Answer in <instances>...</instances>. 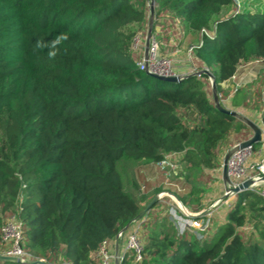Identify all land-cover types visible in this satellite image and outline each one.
<instances>
[{
  "label": "trees",
  "instance_id": "obj_1",
  "mask_svg": "<svg viewBox=\"0 0 264 264\" xmlns=\"http://www.w3.org/2000/svg\"><path fill=\"white\" fill-rule=\"evenodd\" d=\"M149 4L0 0V246L1 224L15 212L33 259L99 264L101 242L146 205L125 189L120 158L152 168L178 152L173 182L186 191L173 194L196 213L205 189L196 181L214 178L224 145L249 137L244 121L215 106L207 74L168 80L136 65L133 39ZM168 18L197 36L193 60L222 97L229 93L222 82L239 65L264 59V0L237 10L232 0H154L151 29ZM246 97L240 85L231 103L259 109L264 127L262 94ZM152 207L142 221L141 259L126 249L119 264H264V196L256 188L236 193L224 220L200 236L179 233Z\"/></svg>",
  "mask_w": 264,
  "mask_h": 264
},
{
  "label": "built area",
  "instance_id": "obj_2",
  "mask_svg": "<svg viewBox=\"0 0 264 264\" xmlns=\"http://www.w3.org/2000/svg\"><path fill=\"white\" fill-rule=\"evenodd\" d=\"M234 9H241L243 0H232ZM142 36L144 41H142ZM132 47L137 54L135 60L136 65L144 69L148 73H156L162 75L170 74H186V73H198L205 67H198L193 60L192 45H189L186 50L185 59L188 63V70L179 72L175 69L176 58L174 55L164 54L160 51V43L155 33L152 30L149 31L147 28L144 32H137L133 39ZM207 69V68H206ZM210 84L211 79L208 76ZM221 104H225L224 97L220 93H217ZM261 142L258 146L253 147L252 145L245 147H238L237 142L232 143L229 148H232V152L228 158V176L229 179H223L222 177V160L221 164L212 170L216 173L218 178L225 184V189L222 194L224 199L222 202L228 206L232 203V198L235 197L236 193L232 191V188L242 182L244 179H252L251 188H256L264 196V127H262ZM178 152H167L161 158L153 162V169L155 172H163L166 178H175L181 171L182 166L178 160ZM166 191L158 193V197L161 198ZM175 201L180 208L183 215L181 219L176 213L173 219L177 222H181L183 227L179 233L185 229L195 231V229L205 230L207 224L202 225L203 216H207L206 223H209L212 215V209L208 208L201 209L196 213L188 210L177 201L175 195L168 194ZM220 202V198L217 199L216 203ZM207 210V211H206ZM199 213H202L198 216ZM251 225H244V230H249ZM196 232V231H195ZM201 235V234H200ZM199 235V236H200ZM116 238H122L125 249H128L133 254L134 260H140L142 257V239H141V223L138 221V217L134 218L129 224L123 227L115 235ZM111 239H104L99 247L94 252V255L99 259V264H111V261L116 257L120 260L119 256L114 255L109 247ZM23 232L22 225L15 212L7 213L1 224V246L0 254L17 256L22 261L33 259L31 253L25 249L22 245ZM55 264H72L66 259H61Z\"/></svg>",
  "mask_w": 264,
  "mask_h": 264
},
{
  "label": "crops",
  "instance_id": "obj_3",
  "mask_svg": "<svg viewBox=\"0 0 264 264\" xmlns=\"http://www.w3.org/2000/svg\"><path fill=\"white\" fill-rule=\"evenodd\" d=\"M258 1H262V0H243V5L252 6L253 3H256V2L258 3ZM166 22L168 24L171 22H174L169 27L170 32L173 33L169 37V41L171 44H174L176 46L177 43H180V42H183V40H186L185 31L187 28H186L185 24L180 22L179 19H173V21H172L171 18H168V20ZM155 28L159 31H162V32H164V30L168 31V27H166L165 25H162V27L158 25ZM196 40H197V38H196ZM196 40L190 41L189 45H192V43H194ZM179 50H180L179 46H176V47H174L173 50H171L168 53H171L172 55L175 56L176 61H177L175 63V69L177 71H179V72L187 71L188 70V63L186 62V59H185L186 57L180 56L178 54ZM251 62H255V64H257V61L255 60V61H250V62H247L245 64L239 65L235 74L233 76H231L229 79L222 82V86L225 88H227L229 86V84H231L233 82L234 90L237 87H239L240 85H244V92H246V94H247L246 100H248V101H250L251 93H250V90L248 89L249 87H247L246 84L248 82H250L253 78H256V74H258V72L260 71V69L257 68L256 65H254V64L250 65ZM233 92L231 91L228 93V95L224 96L225 104L227 105V107L237 110L239 113H242L243 117L247 118L248 120L255 123L256 125L263 127L262 122L260 120V110L259 109L254 110L253 108H250L249 106H244L241 102L236 103V104L231 103V95ZM263 99H264V97H263ZM252 133H253V130L251 128V134ZM145 164L146 163H144V162H140V163L136 164L134 166V168L132 167L131 171L129 172V177H130L129 181L128 180L124 181L125 185L128 184L130 187V188H128V191L131 192L143 204H145V203L147 204V202L154 195H158V193L164 192L165 191L164 187L167 184V183H165L166 180L163 179L161 176H158V174L150 173L148 171V169H146V167H144ZM137 165H139V167H141L142 165L143 166L141 168L137 169ZM218 181L220 182L219 183L220 186H222V188H220V190H219V191H221L220 196H222V194L224 192L223 190L225 189V184L223 183L222 180H220V178ZM218 181L216 180L215 182H218ZM134 182L137 184V188H135ZM215 182L213 183V185L215 184ZM157 187H159L158 191H156ZM176 188L179 191V192L175 191L176 193H178V194L183 193V190L181 191V189L177 185H176ZM136 190L137 191L141 190L140 191V194L142 196L141 198H140V196H137ZM173 202L174 201L172 198H169V197L164 195V197H161L160 199L158 198L157 203L152 207V211L154 214H156V213H160L161 208L169 207V209H170V208H172V205H174ZM202 203H204V197L202 198ZM212 203L213 202H211V204L209 206H211ZM215 213H216V207L212 209V215L210 217V221H211V223H214V225L216 223L224 220V218H225V213H217V214H219V217H216ZM212 217H213V220H212ZM148 218L149 217L146 215L138 217V221H139V223H141V228H142V221L144 219H148ZM109 249L114 255L121 257V255H123V253L126 250L124 247L123 239L113 237L111 242H110ZM117 260H119V259H117L115 257L111 261V264H115Z\"/></svg>",
  "mask_w": 264,
  "mask_h": 264
},
{
  "label": "rangeland",
  "instance_id": "obj_4",
  "mask_svg": "<svg viewBox=\"0 0 264 264\" xmlns=\"http://www.w3.org/2000/svg\"><path fill=\"white\" fill-rule=\"evenodd\" d=\"M231 7V6H230ZM263 7V6H262ZM174 22H171V23H167L165 26L168 27V31L167 30H164V32L162 31H159L157 30L156 28L154 29H151L153 33H155V35L157 36V39L159 40L160 42V51L164 54H170L171 53H168L170 52L171 50L174 49V47L176 46H179V52L178 54L180 56H185L186 55V50H187V47L189 46L190 44V41L192 40H196L197 36L194 34V36L192 35V33H190L187 29L185 31V37H186V40H183V42H180V43H177L176 46L174 44H171L170 41H169V37L171 34H173L172 32H170L169 30V27L173 24ZM151 24L150 20H147V23L146 25L143 27V28H140L139 29V32H144L148 27L149 25ZM192 39V40H191ZM142 41H144V37L142 36ZM178 41V40H177ZM255 61V60H253ZM257 61V64H255V62H251L250 65H256L257 68L260 69V71L258 72V74H256V78H253L250 82H248L246 84L247 87H249L248 89L250 90V93H251V97H250V102H252V100L255 98L256 96V91L259 90L260 93L262 94V96L264 97V59H258L256 60ZM187 64V63H186ZM245 64V63H243ZM227 89L229 90V92H233L234 91V85H233V82L231 84H229V86L227 87ZM211 92H212V96H213V91H212V88H211ZM225 96V95H223ZM250 108H253L255 110V108L253 106H249ZM191 111V110H190ZM190 114V112L188 113V115ZM242 115V113H240ZM256 119V118H255ZM245 132L249 134H251V128L249 126L246 127L245 129ZM242 140V139H240ZM238 140V141H240ZM236 141L235 139L233 140V142L231 143H234V142H238ZM232 145V144H231ZM230 147V146H229ZM229 147H226V145H224L222 147V158L224 156V154L226 153V151L229 149ZM140 162H146L145 159H141V160H128L126 158H120L118 161H117V167L118 169L121 171L122 175H123V181H129L130 177H129V172L131 171L132 167L134 168V166ZM142 167V166H141ZM139 167V165H137V169L138 168H141ZM148 169V171L152 174H158V176H161L159 172H155L153 167L152 168H146ZM211 176H213L214 178L213 179H200L198 181H196V184L197 185H202L205 189H204V193H203V197H204V203H203V209L207 208L211 202L212 205L208 207L207 210L209 209H213L216 207V217H219V214L217 213H225L226 210H227V204H225L224 202H222V200L224 199L225 196H220L221 194V191L220 188H222V186H220V182L218 181L219 178L218 176L216 175V173H213L211 171ZM162 177V176H161ZM163 178V177H162ZM165 179V183H167L164 187V190L167 192L165 193L164 195L171 198V196L168 194H171L173 192H177V188H176V183L173 182V179L175 178H163ZM172 180V181H169ZM218 181V182H215V181ZM215 182V184L213 185V183ZM129 185L126 184L125 185V189L128 190ZM180 188V187H179ZM140 191L141 190H136V193H137V196H140V198L142 197L141 194H140ZM182 191V190H181ZM186 191L183 190V192ZM224 191V190H223ZM172 192V193H171ZM179 192V191H178ZM219 193V194H218ZM140 194V195H139ZM173 196V195H172ZM164 197V196H163ZM176 197V196H175ZM145 198V197H144ZM159 198V197H158ZM220 198V202L216 203L217 199ZM160 199V198H159ZM235 199L232 198V201ZM174 201V200H173ZM178 201V200H177ZM175 205H172V208L169 209V207H164V208H161L160 210V213L161 215L163 214H168L169 215V218L174 222V225H175V228L178 230V232H180V230L183 228L180 224L181 222H177L173 219V216L174 214L176 213L177 215L180 216V218L182 219L183 218V215L181 213V211L179 210L180 208L178 207V205L175 203V201L173 202ZM206 210V211H207ZM159 213V214H160ZM206 218L207 216H203V219H202V225H205L207 224L208 225V230H210L211 228L214 227V223H211V221H209V223H206ZM212 220H213V217H212ZM196 231V232H195ZM195 233L197 235H200L201 234V230L200 229H195Z\"/></svg>",
  "mask_w": 264,
  "mask_h": 264
},
{
  "label": "water",
  "instance_id": "obj_5",
  "mask_svg": "<svg viewBox=\"0 0 264 264\" xmlns=\"http://www.w3.org/2000/svg\"><path fill=\"white\" fill-rule=\"evenodd\" d=\"M153 12H154V0H150V4H149V20H150V22H151V19L153 17ZM148 29H149V31L151 30L150 25H149ZM201 73L207 74L210 77V79H211V88H212V91H213V100H214L215 106L218 109L223 110V111H225V112H227V113L239 118L240 120L246 122L253 130V133L248 138H245V139H242V140L238 141L237 142V146L242 148V147H245V146L253 145L254 143H260L261 140H262V138H261L262 127L259 126V125H256L255 123L251 122L247 118L243 117L237 110L229 108V107L221 104V102L219 100V96H218V94L216 92V89H215L214 79H213L211 73L206 68H203L197 74L200 75ZM150 74L152 76H154V77L162 78V79H168V80H176V79L179 78V75H177V74H170V75H162V74H156V73H150ZM231 152H232V148H229L226 151V153L224 154L223 158H222V177H223V179H227V180L229 179L227 162H228V158H229ZM262 178L264 179V176ZM252 182L253 181L250 178L244 179L238 185L234 186L232 188V191L235 192V193H238L239 191H241L243 189L251 188ZM157 199H158V195H154L147 202V204L143 207V209L139 212L137 217H139L141 215H144L153 206V204L156 202ZM201 214L202 213H199L198 215H201ZM0 259H8V260L16 261V262H25V263H30V264H33V263L48 264L42 259H30V260H27V261H22L17 256L4 255V254H0ZM115 264H119V260H117Z\"/></svg>",
  "mask_w": 264,
  "mask_h": 264
}]
</instances>
